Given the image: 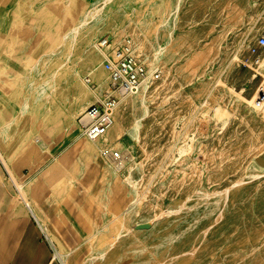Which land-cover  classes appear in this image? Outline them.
<instances>
[{
  "label": "rangeland",
  "instance_id": "obj_1",
  "mask_svg": "<svg viewBox=\"0 0 264 264\" xmlns=\"http://www.w3.org/2000/svg\"><path fill=\"white\" fill-rule=\"evenodd\" d=\"M148 1L0 0V250L13 247L19 262L264 264V108L245 101L262 78L244 63L264 35V0H152L155 11ZM85 3L103 8L100 28L124 26L119 40L98 37L102 63V38L128 46L149 70L146 57L161 50L147 104L118 107L124 137L111 147L129 160L106 178L80 157L75 144L87 139L78 127L43 142L47 128L38 124L48 100L31 99L53 84L50 57L66 53L58 35L79 22ZM11 38L17 43L8 45ZM74 67L84 68L83 59ZM11 174L36 215L15 197ZM115 216L125 221L110 238H86L87 224L105 232Z\"/></svg>",
  "mask_w": 264,
  "mask_h": 264
},
{
  "label": "bare ground",
  "instance_id": "obj_2",
  "mask_svg": "<svg viewBox=\"0 0 264 264\" xmlns=\"http://www.w3.org/2000/svg\"><path fill=\"white\" fill-rule=\"evenodd\" d=\"M106 1L112 2L113 0ZM153 4L154 3L152 2V0L147 2V5L152 7L153 11L158 10V5L155 6ZM102 10L103 8L99 7L86 9L85 3L83 15L79 22L74 26H63L64 28L61 29V32L58 36L62 40V44L64 43L66 45L65 56L60 58L56 57L54 59L52 56H47L48 58L50 57V61L54 62L53 65L57 66L54 69L52 75L54 79L53 84L49 85L48 89L44 86H41L35 93L31 94V99L35 97L36 101L41 99L48 100L47 104L42 105L41 112L43 113V116L40 118L38 126L40 127V129L47 128L43 133V142L47 141L50 145L52 144L50 138L51 136L57 135L56 138L58 139L62 138L64 135L73 133L76 127H78L77 117L82 115L87 108L95 104L96 100L108 87V72L105 69L104 62L102 63V55L100 53H97L98 47L96 41L98 37H102L108 32H110L116 37V39L119 40L122 36L124 26L110 23L106 27L100 28L102 23L104 22L103 15H99ZM40 19L44 20L45 23H48L47 26L50 25V21H48V15L42 14ZM144 30L146 31L145 35H147L151 31V26H146ZM4 35L6 36V34ZM6 41L8 45L17 43V41L13 38ZM110 47H113L111 43L106 46L107 49ZM74 49H78L79 52L74 53ZM133 49L138 55L141 54L139 46H134ZM160 53L161 50H158L153 54L152 58L146 57V59H148V61L150 62L148 63V66L151 73L152 70L156 69L157 63H159L161 60ZM73 54H76V56H73ZM81 58L83 59L85 67L81 70L76 69L74 65ZM72 62H74V64H72ZM40 65L41 63H36L32 67H30V73H33ZM2 75H4V72L0 70V79ZM87 77H89V79L86 80ZM86 81H92L96 84V92L91 91ZM153 82H155L154 78H150L147 81L143 82L135 95L126 97L123 100L124 105L127 104L132 107L135 106L136 103H141L143 105L145 103L147 104L148 98L151 94L150 85ZM230 89L234 91L233 88ZM240 93L241 92H239V94ZM97 94L98 96H96ZM254 94L255 92L249 99L244 97L245 101L251 105L258 106V100H261L259 106H261L260 108H264V99H262V96H258V93H256L255 95ZM27 104H24V108L28 106ZM258 107L257 110H259ZM118 109L119 108H117L114 114L112 124L109 126L101 139L95 141L83 135L84 138L87 139V141H79L75 144V146L79 149L80 157L84 158L86 162L90 163L88 164L90 165L89 170L93 173L95 178H106L109 175L115 174L116 169L128 165L126 160L129 157L125 152H123V156L119 161L112 162V165H114V170L108 169L106 167L103 162L107 161L105 160L103 155H101L102 148L104 146L122 145V139L124 137V115L122 114V111H119ZM214 110L217 116L225 113V110L220 106L215 107ZM36 140L40 141L38 138ZM190 147V142H186L180 147V152H184ZM11 177L13 181H11V183L12 185H14L15 179L12 174ZM60 184L61 180H58L53 188L59 187ZM14 186L17 189V195L15 197L20 196L23 200L24 208L29 212L35 214L34 209L30 205V203L27 202L24 198L23 183ZM60 190H62V188H60ZM123 216H121V218L115 216L116 218L114 217L109 230L105 232H100L99 230L97 231V229L94 228L91 224H87L84 235L86 236V238L94 237V242L96 244L102 243L108 237L110 238L114 234V232L121 227V225L125 221V217L123 218ZM114 221L115 223H113ZM40 225L44 229L42 223ZM113 244L114 242L111 243V246ZM105 254L106 251H102L100 255L105 256Z\"/></svg>",
  "mask_w": 264,
  "mask_h": 264
},
{
  "label": "built area",
  "instance_id": "obj_3",
  "mask_svg": "<svg viewBox=\"0 0 264 264\" xmlns=\"http://www.w3.org/2000/svg\"><path fill=\"white\" fill-rule=\"evenodd\" d=\"M110 43L107 38H102L99 46L104 50ZM244 61L261 76L260 90L258 89L257 93L264 99V35L247 48ZM104 66L109 77L108 87L95 104L87 108L78 118L80 133L95 141L101 139L112 124L114 114L122 101L135 94L143 82L159 77L158 73H151L146 64L131 53L128 46L108 48L105 53ZM260 102L261 100H258V105ZM102 155L109 163L119 161L123 156L119 149L111 146H104Z\"/></svg>",
  "mask_w": 264,
  "mask_h": 264
},
{
  "label": "crops",
  "instance_id": "obj_4",
  "mask_svg": "<svg viewBox=\"0 0 264 264\" xmlns=\"http://www.w3.org/2000/svg\"><path fill=\"white\" fill-rule=\"evenodd\" d=\"M32 247V246H31ZM13 247H10V246H5L4 250H0V264H27L28 261H27V257H24V261H20L19 260H23V259H15L13 257V252L11 251ZM29 248V247H28ZM14 249V248H13ZM41 250V253H43V250H42V247L40 248ZM28 250H26L24 253H27ZM30 253V252H28ZM18 260V261H17Z\"/></svg>",
  "mask_w": 264,
  "mask_h": 264
}]
</instances>
